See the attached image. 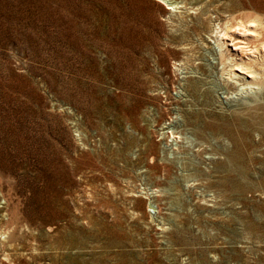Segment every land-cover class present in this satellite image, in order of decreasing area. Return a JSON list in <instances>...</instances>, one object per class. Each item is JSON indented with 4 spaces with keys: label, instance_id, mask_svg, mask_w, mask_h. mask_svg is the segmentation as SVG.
Masks as SVG:
<instances>
[{
    "label": "rangeland",
    "instance_id": "rangeland-1",
    "mask_svg": "<svg viewBox=\"0 0 264 264\" xmlns=\"http://www.w3.org/2000/svg\"><path fill=\"white\" fill-rule=\"evenodd\" d=\"M244 10L0 0V264H264V92L211 34Z\"/></svg>",
    "mask_w": 264,
    "mask_h": 264
},
{
    "label": "bare ground",
    "instance_id": "bare-ground-1",
    "mask_svg": "<svg viewBox=\"0 0 264 264\" xmlns=\"http://www.w3.org/2000/svg\"><path fill=\"white\" fill-rule=\"evenodd\" d=\"M174 7L167 6L168 9ZM198 24L201 26L203 22ZM212 33L218 48L216 50L220 77L227 95H237L239 91L256 92L260 89L264 92V14L244 10L238 14H229L228 18L223 20L218 17L211 29ZM199 81L200 78L189 81V87L193 92L197 90ZM259 109L261 113L255 111L251 116L258 117L254 127L264 141L263 102H257L256 110Z\"/></svg>",
    "mask_w": 264,
    "mask_h": 264
}]
</instances>
